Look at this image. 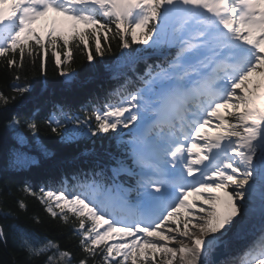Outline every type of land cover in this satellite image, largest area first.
Returning a JSON list of instances; mask_svg holds the SVG:
<instances>
[{
    "label": "snow or ice",
    "instance_id": "6c2138e0",
    "mask_svg": "<svg viewBox=\"0 0 264 264\" xmlns=\"http://www.w3.org/2000/svg\"><path fill=\"white\" fill-rule=\"evenodd\" d=\"M73 48L102 65L113 56L110 86L78 105L54 100L43 119L39 107L6 118L0 144L26 171L56 155L42 130L65 146L90 142L60 188L23 189L73 225L79 246L21 223L0 224V243L11 236L22 264H213L233 243L225 264H264V0H0V62L15 81L37 57L46 76L51 49L70 90ZM32 90L0 91V113Z\"/></svg>",
    "mask_w": 264,
    "mask_h": 264
},
{
    "label": "trees",
    "instance_id": "16d2710c",
    "mask_svg": "<svg viewBox=\"0 0 264 264\" xmlns=\"http://www.w3.org/2000/svg\"><path fill=\"white\" fill-rule=\"evenodd\" d=\"M101 41L104 43L103 34ZM111 42L118 53L119 49L116 48V41L112 40ZM92 43L90 41V45ZM72 57V61L68 63L78 73V77L70 90L64 86V77L59 75V70L54 64L51 51L46 61L47 75L45 80L47 85L44 89H42L43 82L39 57L36 59L35 66L29 61H25L24 68L20 72L22 77L20 81H15L13 73L5 67L3 62H0V91L12 95L11 88L13 84L17 83L21 85L29 83L33 89L31 94L25 97H18L15 102L10 104L7 112L0 113V136H10V133L5 130L6 118L25 116L39 107L41 109L39 117L43 119L50 111L51 103L54 100H69L78 105L85 102L90 95L100 93L101 90L110 86L112 82L108 79L107 68L108 62L113 60L111 54L106 55L104 58L105 64L103 65L96 61L89 62L86 52L82 48H73ZM97 59L99 60L100 58ZM112 70H116L114 65H112ZM40 135L42 141L48 144L56 155L52 159H42L38 167H32L26 171L9 167L6 151L3 145L0 144V224H26L29 227L36 228L42 236L57 239L63 248L75 250L79 246V239L73 234V225L65 224L58 218L53 219L45 211V207L39 199L26 193L23 189L25 183H28L38 192L41 186L51 187L61 177L70 175L78 168L84 167L83 158L76 159L75 157H77L85 144L90 142H82L80 147L77 148L76 146L60 144L58 137L46 129L42 130ZM109 143V141H105L106 146ZM20 200H23L28 205L27 212L18 207ZM33 216L39 217L43 224H32L30 218ZM13 217H18V220H14ZM83 255V253L78 252L77 258L79 259ZM22 260L23 254L14 244L11 236L7 245L0 243V264H22ZM95 264H101L99 257L96 258Z\"/></svg>",
    "mask_w": 264,
    "mask_h": 264
},
{
    "label": "rangeland",
    "instance_id": "374dc122",
    "mask_svg": "<svg viewBox=\"0 0 264 264\" xmlns=\"http://www.w3.org/2000/svg\"><path fill=\"white\" fill-rule=\"evenodd\" d=\"M194 199H195V200H199L200 197H197V196H196ZM194 199H193V200H194ZM185 242H187V241H185ZM175 245L178 246V242H176ZM178 261H180V260H179V257H177V260L174 261L173 264H178Z\"/></svg>",
    "mask_w": 264,
    "mask_h": 264
},
{
    "label": "bare ground",
    "instance_id": "6f19581e",
    "mask_svg": "<svg viewBox=\"0 0 264 264\" xmlns=\"http://www.w3.org/2000/svg\"><path fill=\"white\" fill-rule=\"evenodd\" d=\"M178 264H180V261L178 262Z\"/></svg>",
    "mask_w": 264,
    "mask_h": 264
},
{
    "label": "water",
    "instance_id": "95a60500",
    "mask_svg": "<svg viewBox=\"0 0 264 264\" xmlns=\"http://www.w3.org/2000/svg\"><path fill=\"white\" fill-rule=\"evenodd\" d=\"M213 259H215V257H214V258H212V260H213Z\"/></svg>",
    "mask_w": 264,
    "mask_h": 264
}]
</instances>
